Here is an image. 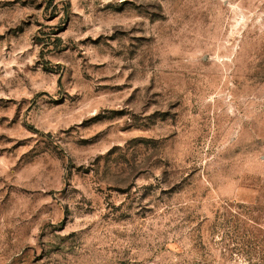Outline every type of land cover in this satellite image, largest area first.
I'll return each instance as SVG.
<instances>
[{
  "label": "rangeland",
  "instance_id": "374dc122",
  "mask_svg": "<svg viewBox=\"0 0 264 264\" xmlns=\"http://www.w3.org/2000/svg\"><path fill=\"white\" fill-rule=\"evenodd\" d=\"M0 264H264V0H0Z\"/></svg>",
  "mask_w": 264,
  "mask_h": 264
}]
</instances>
